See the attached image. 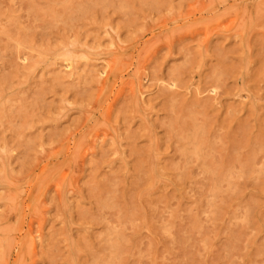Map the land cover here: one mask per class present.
<instances>
[{"label":"rangeland","instance_id":"1","mask_svg":"<svg viewBox=\"0 0 264 264\" xmlns=\"http://www.w3.org/2000/svg\"><path fill=\"white\" fill-rule=\"evenodd\" d=\"M0 264H264V0H0Z\"/></svg>","mask_w":264,"mask_h":264},{"label":"bare ground","instance_id":"2","mask_svg":"<svg viewBox=\"0 0 264 264\" xmlns=\"http://www.w3.org/2000/svg\"><path fill=\"white\" fill-rule=\"evenodd\" d=\"M66 58H68L67 56H66ZM69 59L71 60V58H70V56H69ZM69 61V60H68ZM69 63V62H68ZM70 64V63H69Z\"/></svg>","mask_w":264,"mask_h":264}]
</instances>
